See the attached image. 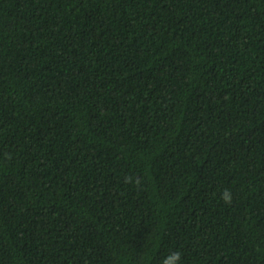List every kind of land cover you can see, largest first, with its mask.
Segmentation results:
<instances>
[{"label": "trees", "instance_id": "16d2710c", "mask_svg": "<svg viewBox=\"0 0 264 264\" xmlns=\"http://www.w3.org/2000/svg\"><path fill=\"white\" fill-rule=\"evenodd\" d=\"M174 249L264 264V0H0V264Z\"/></svg>", "mask_w": 264, "mask_h": 264}, {"label": "clouds", "instance_id": "9594fccd", "mask_svg": "<svg viewBox=\"0 0 264 264\" xmlns=\"http://www.w3.org/2000/svg\"><path fill=\"white\" fill-rule=\"evenodd\" d=\"M123 183L132 187H139L140 180L134 174H126ZM219 199L227 205H231L234 201V193L230 188H224L219 192ZM183 252L179 249L169 251L161 258L160 264H182Z\"/></svg>", "mask_w": 264, "mask_h": 264}]
</instances>
